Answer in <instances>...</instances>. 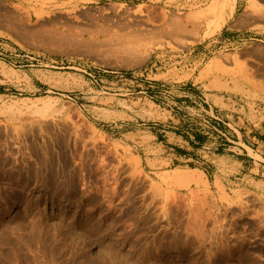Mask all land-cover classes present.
<instances>
[{
  "label": "rangeland",
  "instance_id": "rangeland-1",
  "mask_svg": "<svg viewBox=\"0 0 264 264\" xmlns=\"http://www.w3.org/2000/svg\"><path fill=\"white\" fill-rule=\"evenodd\" d=\"M141 1L0 0V264H264V0Z\"/></svg>",
  "mask_w": 264,
  "mask_h": 264
},
{
  "label": "crops",
  "instance_id": "crops-1",
  "mask_svg": "<svg viewBox=\"0 0 264 264\" xmlns=\"http://www.w3.org/2000/svg\"><path fill=\"white\" fill-rule=\"evenodd\" d=\"M139 5H142L143 2L141 0H137ZM233 2L230 4L228 0H213V4L219 8L224 7L223 11V29L224 30V36L222 39H237L240 37V33L243 31H249V27L247 26L249 21H245L243 24L240 23V16H236L237 12L241 8H245L247 6V0H232ZM179 3V2H178ZM236 17V18H235ZM239 19V20H238ZM237 23V24H236ZM262 35L261 42L264 43V30L260 32ZM221 38V37H219ZM203 85L199 86L198 88L202 87ZM216 94V93H215ZM214 95V94H213ZM224 116V115H223ZM225 116H229L228 114H225ZM226 133L233 137L231 139L230 137H227V140L229 143H221L222 145H228L229 149H238L239 152L238 154L242 153L246 157L243 158L242 160L238 159V163L241 165L243 164H252L255 167L259 168H264V128L260 127L258 125H254L251 123L246 124H241L238 126V128L233 129L232 131H226ZM206 136L196 133V139L198 140H191L190 141H185L187 145H192V146H200V147H206L205 143H202L204 141ZM183 139V138H182ZM201 142V143H200ZM232 142V144L230 143ZM220 144V145H221ZM238 145V146H236ZM191 148V146L189 147ZM226 149V148H222ZM255 155H258L261 157L258 159ZM141 165H142V159H141ZM188 170V168H187ZM204 175L207 177V175L204 173ZM209 185L212 188V182L208 178ZM215 184V182L213 183Z\"/></svg>",
  "mask_w": 264,
  "mask_h": 264
},
{
  "label": "bare ground",
  "instance_id": "bare-ground-1",
  "mask_svg": "<svg viewBox=\"0 0 264 264\" xmlns=\"http://www.w3.org/2000/svg\"><path fill=\"white\" fill-rule=\"evenodd\" d=\"M24 33H25V32H24ZM18 35H19V34H17V36H18ZM45 37L48 38L47 36H45ZM53 37H54V36H53ZM64 38H65V37H64ZM67 38H68V37H67ZM50 39H53V38L50 37ZM53 42H54V41H53ZM184 174H185V173H184ZM182 175H183V173H182ZM182 175H181V176H182ZM178 177H179V176H178ZM192 178H193V175H192ZM184 179H185V178H184ZM196 179H197V178H196ZM175 180H176V178H175ZM182 181H183V180H182ZM189 182H190V181H189ZM172 183H173V182H172ZM174 184H175V183H174ZM172 193H173L172 190L169 191V194H172ZM4 241H5V240H4ZM4 241H3V242H4ZM0 242H2V241H0ZM4 258H5V257H4ZM6 258H7V257H6ZM0 260H1V259H0Z\"/></svg>",
  "mask_w": 264,
  "mask_h": 264
}]
</instances>
